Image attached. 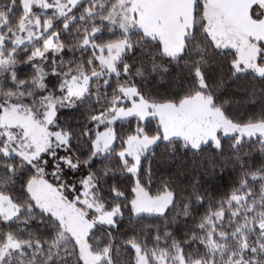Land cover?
Here are the masks:
<instances>
[{"label": "snow or ice", "instance_id": "obj_1", "mask_svg": "<svg viewBox=\"0 0 264 264\" xmlns=\"http://www.w3.org/2000/svg\"><path fill=\"white\" fill-rule=\"evenodd\" d=\"M0 264H264V0H0Z\"/></svg>", "mask_w": 264, "mask_h": 264}, {"label": "trees", "instance_id": "obj_2", "mask_svg": "<svg viewBox=\"0 0 264 264\" xmlns=\"http://www.w3.org/2000/svg\"><path fill=\"white\" fill-rule=\"evenodd\" d=\"M20 55L23 56V53L21 52ZM153 163L162 172L176 173L177 177L182 181H187L193 175L199 173L206 182L215 183L210 178L204 177V170L208 168L207 160H202L201 156L192 155L188 150H181L179 147H177L173 160L167 161L163 165L155 161ZM181 173H183V176H181Z\"/></svg>", "mask_w": 264, "mask_h": 264}, {"label": "crops", "instance_id": "obj_3", "mask_svg": "<svg viewBox=\"0 0 264 264\" xmlns=\"http://www.w3.org/2000/svg\"><path fill=\"white\" fill-rule=\"evenodd\" d=\"M214 14L222 15L226 19V22L228 23V26L230 27L231 31H238L239 30L238 26L232 20V13L229 12L228 10H226L222 7L214 6L210 9V15L215 17Z\"/></svg>", "mask_w": 264, "mask_h": 264}, {"label": "rangeland", "instance_id": "obj_4", "mask_svg": "<svg viewBox=\"0 0 264 264\" xmlns=\"http://www.w3.org/2000/svg\"><path fill=\"white\" fill-rule=\"evenodd\" d=\"M158 11L161 15H165V16H169L172 14V9L166 7V6H160L158 8ZM215 15V18L219 21V20H222L223 24H224V27L226 28V30L228 31H231L230 30V27L228 26V23L226 22V19L220 15V14H214Z\"/></svg>", "mask_w": 264, "mask_h": 264}]
</instances>
